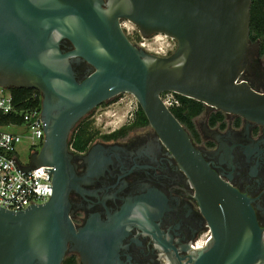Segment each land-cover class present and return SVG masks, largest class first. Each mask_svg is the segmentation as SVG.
I'll use <instances>...</instances> for the list:
<instances>
[{
    "label": "water",
    "instance_id": "1",
    "mask_svg": "<svg viewBox=\"0 0 264 264\" xmlns=\"http://www.w3.org/2000/svg\"><path fill=\"white\" fill-rule=\"evenodd\" d=\"M251 6L252 0H0V86L35 90L42 99L43 147L30 167L18 165L22 173L51 167L53 184L45 204L20 212L0 207V264H63L69 245L85 259L119 239L121 219L75 229L68 198L79 185L68 139L82 119L121 94L135 98L185 173L211 231L208 245L181 264H264L250 201L213 170L161 100L178 94L264 126V93L243 78L252 59ZM123 21L177 48L153 55L130 41ZM81 65L88 67L83 77Z\"/></svg>",
    "mask_w": 264,
    "mask_h": 264
},
{
    "label": "flooded vegetation",
    "instance_id": "2",
    "mask_svg": "<svg viewBox=\"0 0 264 264\" xmlns=\"http://www.w3.org/2000/svg\"><path fill=\"white\" fill-rule=\"evenodd\" d=\"M250 56L243 78L264 93L259 42H251ZM76 71L83 77L88 67ZM203 107L193 119L198 138L183 127L221 179L250 201L264 239V126ZM136 123L137 111L118 130H94L96 137L85 150L73 146L75 128L69 136L70 166L79 185L68 198L75 229L90 222L122 223L118 240L108 249L88 252L85 259L69 245L66 258L71 264L185 263L191 245L206 230L185 173L155 131L149 125L133 127Z\"/></svg>",
    "mask_w": 264,
    "mask_h": 264
},
{
    "label": "built area",
    "instance_id": "3",
    "mask_svg": "<svg viewBox=\"0 0 264 264\" xmlns=\"http://www.w3.org/2000/svg\"><path fill=\"white\" fill-rule=\"evenodd\" d=\"M161 36L169 39L163 35L158 38ZM150 37L140 34L139 42L135 41L134 44L157 56H167L166 47H157L155 41L150 43ZM161 100L169 110L181 106L178 94L163 93ZM44 141L41 107L26 109L17 105L11 90L0 86V207L20 212L34 205L45 204L51 199L52 168L41 166L30 173H22L19 167L32 165L31 158L39 153L37 148ZM25 145L30 152L27 163L20 159L21 149ZM210 240L211 231L207 225L202 236L191 245V251L205 248Z\"/></svg>",
    "mask_w": 264,
    "mask_h": 264
},
{
    "label": "trees",
    "instance_id": "4",
    "mask_svg": "<svg viewBox=\"0 0 264 264\" xmlns=\"http://www.w3.org/2000/svg\"><path fill=\"white\" fill-rule=\"evenodd\" d=\"M250 42H259L260 55L264 56V0H252L251 19H250ZM14 101L17 105L24 108L41 107V94L35 90L27 89H11ZM181 100V106L171 109L175 118L187 129V131L195 138L198 134L195 131L193 119L200 116L204 110L203 104L192 99H188L178 95ZM104 103L103 105H106ZM91 114L82 119L75 127L71 141L74 148L85 150L89 144L95 139L96 133L91 127L88 118ZM148 120L138 105L137 123L133 127L148 126ZM72 260L66 258L63 264H71Z\"/></svg>",
    "mask_w": 264,
    "mask_h": 264
},
{
    "label": "rangeland",
    "instance_id": "5",
    "mask_svg": "<svg viewBox=\"0 0 264 264\" xmlns=\"http://www.w3.org/2000/svg\"><path fill=\"white\" fill-rule=\"evenodd\" d=\"M122 29L132 43L135 41L139 42L140 33L136 27L126 21H123ZM158 36L159 35H152L148 41L150 43L155 41L154 43L157 47H164V49L166 47L168 50L166 53L167 56H169L177 48L176 41H172V39H166L162 36L158 38ZM151 54L156 55L154 53ZM106 103V105H101L95 109V111H92L88 118L92 129L98 132L118 130L119 128L127 125L131 120V115H133L138 109L137 101L132 95L129 94H121ZM42 147L43 145H40L37 150L40 152ZM29 157L30 152L28 151L27 145H25L21 149L20 159L27 163L29 162Z\"/></svg>",
    "mask_w": 264,
    "mask_h": 264
}]
</instances>
